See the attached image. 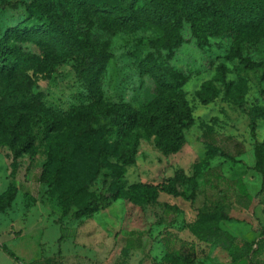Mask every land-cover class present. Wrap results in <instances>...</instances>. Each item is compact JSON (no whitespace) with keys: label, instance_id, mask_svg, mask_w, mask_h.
<instances>
[{"label":"rangeland","instance_id":"1","mask_svg":"<svg viewBox=\"0 0 264 264\" xmlns=\"http://www.w3.org/2000/svg\"><path fill=\"white\" fill-rule=\"evenodd\" d=\"M30 2L0 0V35L8 26L34 23L33 19H28L24 6ZM90 33L111 44L112 58L102 84L105 100L129 102L136 108L150 101L153 98L151 82L141 80L136 64L138 58L152 51L150 43L159 38L160 32L146 27L136 34L122 31L111 36L96 29ZM182 34L190 39L188 26ZM230 44L227 39H212L209 46L200 49L191 40L175 51L172 66L191 77L183 91L192 108L195 125L186 132V145L179 153L165 157L155 148L153 138L142 137L135 164L126 167L114 184L111 170L96 175L95 143L72 139L68 135L69 124L48 136L34 122H25L24 126L34 138L36 155L32 160L26 154L14 167L12 153L7 147L0 146V196L11 186L17 191L11 208L0 212V217H8L1 220L0 231L9 226V217L17 222L16 233L18 230L25 232L32 219L49 217L50 221L44 222L50 223L45 235L47 254L54 249L53 240L63 233L65 240H75L86 257L93 258L98 264H157L152 258L155 245L160 243L163 235L175 234L194 245L193 264H230L232 259L225 250L204 244L193 235L220 225L245 243L247 246L243 248L246 250L258 241V232L264 229V189L262 177L254 169L256 140L264 141V81L260 71L239 66L230 55ZM30 50L34 51V48L30 47ZM249 55L255 61H264V45ZM219 64L229 68L227 83L230 91L223 92L212 103L202 105L201 91L205 88L207 91L210 86L221 89L216 72ZM75 66V61L67 62L51 78H40L35 89L44 94L46 108L64 116L72 106L88 103ZM241 103L244 110L239 108ZM249 112L254 113L256 119V140L250 135ZM98 127L107 133L109 141L116 140L117 129L110 120H101ZM210 131L214 137L207 140L204 134ZM64 143L73 147L72 163L57 181L52 178L41 181L44 165L50 159V170H53L60 155L59 147ZM209 144L219 151L213 153ZM86 147L90 148V153L84 151ZM111 162L117 164L116 160ZM194 169L199 173V191L194 200L160 194L155 203L146 204L129 191L135 185L165 183L179 171L191 177ZM236 181L245 184L252 198L241 193ZM186 194L190 196V188ZM93 197L101 198L99 210L91 216L78 218V209ZM222 212L236 221L219 222ZM58 219L59 223H56ZM27 238L13 242L0 233V242L14 250L24 262L30 252L36 251L34 243L28 242ZM34 240L38 242L37 238ZM129 246L136 249L129 250ZM259 259L264 260V254ZM62 264L69 263L64 261ZM77 264H87V261L78 258Z\"/></svg>","mask_w":264,"mask_h":264},{"label":"trees","instance_id":"2","mask_svg":"<svg viewBox=\"0 0 264 264\" xmlns=\"http://www.w3.org/2000/svg\"><path fill=\"white\" fill-rule=\"evenodd\" d=\"M24 6L28 19L34 23L8 26L0 35V146L10 150L14 167L24 155L29 154L31 160L36 155L34 138L25 122H34L48 136L69 124L68 135L72 139L95 143L96 175L111 170L113 184L126 167L135 164L142 137L153 138L155 148L165 157L179 153L186 145V132L194 127L195 118L183 91L191 77L174 68L171 61L175 51L191 40L200 49L209 46L212 39L230 40L231 57L246 70L260 71L264 81V61H255L249 55L264 45V0H31ZM186 26L190 39L182 34ZM146 27L158 30L160 36L151 41L152 51L138 58L136 68L141 80L151 82L153 98L139 108L125 101H106L102 84L112 58L111 44L92 36L90 31L96 29L113 36L122 31L136 34ZM69 61L76 62V75L85 87L88 103L72 106L64 116L46 108L44 94L35 89L40 78H51ZM216 72L221 89L210 86L201 91L202 105L230 91L229 68L219 64ZM239 108L245 109L242 103ZM248 118L250 135L256 140L254 113L249 112ZM101 120H110L117 129L115 141H109L107 133L98 127ZM213 137V131L204 134L207 140ZM208 146L213 153L219 151L212 144ZM72 151L71 144H62L57 164L51 171L49 159L41 181H57L72 163ZM84 151L90 153V148ZM221 155L225 156L223 152ZM254 158L263 190L264 141L256 140ZM198 174L194 169L193 176L186 177L179 171L165 183L135 185L129 191L146 204L155 203L160 194L194 200L199 191ZM236 182L241 193L252 198L245 184ZM16 195L11 186L0 196L1 213L11 208ZM100 205L101 198L93 197L78 209V218L91 216ZM221 221L236 219L222 212ZM258 234V241L245 250L243 246L247 245L220 225L193 233L198 241L225 250L232 259L230 264H264L259 259L264 254V229ZM63 240L62 236L59 245ZM160 240L167 250L165 264L194 263L192 243L175 234L164 235ZM1 247L9 257L18 260L6 246Z\"/></svg>","mask_w":264,"mask_h":264},{"label":"crops","instance_id":"3","mask_svg":"<svg viewBox=\"0 0 264 264\" xmlns=\"http://www.w3.org/2000/svg\"><path fill=\"white\" fill-rule=\"evenodd\" d=\"M3 218H8V217H0V222L1 220H3ZM46 221H50L49 217L40 220L32 219L31 222L27 223V228H25L26 229L25 232L23 230L22 231L18 230L19 233H16L17 222L16 220L12 219V217H9V223H10L9 226H7L5 230L0 231V233L2 235H5L10 241L13 242H18L19 240H22L23 238L28 236L27 238L29 239L28 242L34 243V249L36 251L33 254H31L32 252H30V256L26 258L27 262H24L22 260L23 258H21L14 250L8 248L4 242L3 243L0 242V264H62V262L64 261H68L69 264H77L78 258L86 260L87 264H98L97 261H94L93 258L86 257L85 255L86 253L82 251L81 248L77 247V243L75 242V240L71 238L66 240L64 239L63 242H61V244L59 245V240L63 235V233L60 236H58L57 239L53 240L52 244L54 246V249L50 251L49 254H47L45 252V248L48 242H46L45 240V235L46 233H48L47 229L50 227V223L45 224L44 222ZM56 223H59V219L56 220ZM56 223L55 226L58 227ZM35 238L38 239V242L34 240ZM2 245L6 246L8 250H10L13 254H15L18 260H14L11 257H9L2 250L1 247ZM128 249L132 250V249H136V247L129 246ZM152 254H153L152 258H154L157 264H165V256L167 254V250L161 240L160 243L155 245Z\"/></svg>","mask_w":264,"mask_h":264}]
</instances>
